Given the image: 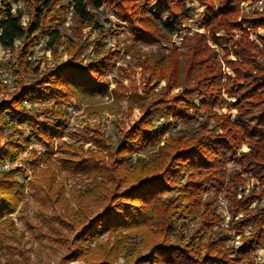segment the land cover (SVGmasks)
I'll return each mask as SVG.
<instances>
[{"label":"trees","instance_id":"trees-1","mask_svg":"<svg viewBox=\"0 0 264 264\" xmlns=\"http://www.w3.org/2000/svg\"><path fill=\"white\" fill-rule=\"evenodd\" d=\"M17 1L0 0V45L12 51L17 40L23 43L17 66L12 68L13 74L21 75L18 88L0 103V141L6 133L10 135L0 143V162L16 158L35 139L44 152L31 150L34 173L43 163L46 169L41 166L40 172L54 173L51 155L62 152L71 156L59 158L68 171L92 175L87 186L71 192L76 208L64 196L62 185L53 199L49 179L32 181L40 211L55 212L48 222H58L74 233L76 246L64 259L86 264H260L257 253L264 250V49L248 39L229 38L240 26L234 18L245 0H29L27 25L22 22L25 13L14 9ZM194 1L205 5L200 27L206 34L185 36L182 50L174 48L163 57L140 58L138 65L147 75L143 92L134 89L132 96L122 94L129 100L130 112L136 104L142 116L121 130L116 142L99 128H91L95 150L85 152L65 143L56 147L57 138L66 132L72 99L97 103L95 96L107 90L104 77L123 52L104 49L107 33L117 35L123 29L118 26L114 33L105 28L97 12L111 6L129 25L134 42L159 45L169 43L182 30L183 22L192 16L189 3ZM153 6L156 9L151 12ZM67 9L73 12L79 41L91 45L100 40L88 63L80 56L82 45L59 29ZM244 21L248 27H264V18ZM86 27L98 31L94 42H85ZM220 30L227 36H218ZM40 36L47 38L46 47L54 58L59 57L65 39L69 60L57 61L41 73L31 68L27 58ZM230 41L237 60L225 59L235 76L223 71L209 45L221 47ZM160 80L166 86L156 92L150 84ZM35 103L43 106L35 108ZM221 108L236 110V119L231 113L220 115ZM201 112L206 117L199 120ZM164 119L167 125L160 130L154 123ZM22 127L31 135L24 137ZM243 144L248 151L242 152ZM231 160L234 167L229 169ZM22 171H0L2 245L14 229L10 214L26 197L17 178ZM247 184H251L248 191ZM210 191L224 195L228 221L204 199ZM58 205L64 213H57Z\"/></svg>","mask_w":264,"mask_h":264},{"label":"rangeland","instance_id":"rangeland-1","mask_svg":"<svg viewBox=\"0 0 264 264\" xmlns=\"http://www.w3.org/2000/svg\"><path fill=\"white\" fill-rule=\"evenodd\" d=\"M29 0H18L14 4V9L20 8L25 14L22 18L24 25H27L29 21L27 12V2ZM189 6L193 9L190 19L183 22L182 30L174 35L169 43L166 44H154L143 45L133 41L131 36V29L129 25L119 18L117 10H114L111 6H103L97 13L98 19L105 28H111L112 32L116 33L118 26L123 31L119 34H110L104 37V49L116 51L118 48L122 50L121 57L114 62L115 67L111 69L104 77L107 90L104 93H98L95 97L97 103L85 104L72 99L73 105L68 108L71 113L67 122L66 132L62 137L57 138L56 147L65 143L68 146H78L83 150H95L96 146L90 140V137L94 135L91 128H99L103 134L111 136L112 140L116 142V136L121 130L129 129L141 116L142 110L136 104L134 105L132 112H130L129 100L123 99V96H132L134 89L136 92L142 93L145 86V75L142 68L138 65L139 59L144 58L146 55H155L163 57L164 54L172 49L182 50L184 37L192 35L194 33L206 34L205 29L200 27V19L203 18L205 13V5L194 1L189 3ZM59 8V6H57ZM156 6L151 7V12L155 11ZM264 18V0H245L239 5V14L234 18L239 23L238 28H234L230 33L232 35L229 38L234 41L242 38L255 42L260 48L264 49V27H248L244 19L250 17ZM64 23L59 27L61 33L64 36L69 37L73 43L82 45L80 56L86 63L90 61V58L94 57L97 51V43L86 45L79 41L76 32V23L73 18V12L71 9H67L64 14ZM85 42H94L99 37L98 31H92L91 28L86 27L83 29ZM228 32L220 30L218 36H227ZM47 38L40 36L34 51L30 54L27 60L30 62V67L38 72H43L47 67H53L57 61L60 62L69 60V53L64 51L66 44L65 39L62 40V46L58 49V58H54L52 51L47 49ZM233 41L223 46H217L212 42L209 45L217 53V57L220 59L221 67L225 73L231 76H235L234 71L226 63L228 60H237L235 55V49L233 47ZM23 45L21 40H17L15 43L16 50H7L0 48V103L7 100L8 95L13 93L18 87L19 74H13L12 68L17 66L18 50ZM56 60V61H55ZM17 70V69H16ZM150 86H155V91L158 92L166 86L165 80L158 82H151ZM118 90V95L115 91ZM178 92L174 90L173 93ZM124 94V95H122ZM234 100V99H228ZM199 103V101H197ZM40 105V104H39ZM35 103L33 106L37 108L39 106ZM43 106V105H40ZM218 113L227 114L231 113L233 119H236L237 111H228L227 108H221L217 110ZM199 120L206 117L204 112L197 115ZM158 129L165 128L167 125V119L154 123ZM180 128V127H179ZM24 130L22 135L28 137L31 135L30 130L27 127H22ZM175 129L171 128V134H174ZM6 133V137L2 138L0 143L4 144L9 138ZM11 137H13L11 135ZM168 136L166 135L160 145L165 143ZM31 150L36 151L38 154L44 152V147L38 143L35 139L32 140L28 150H22L16 158H8L4 162H0V171H11L22 169L23 171L18 174V180L24 185V191L26 194L25 199L20 203L18 209L10 214V219L14 224L13 231L9 232V236L6 237L7 243L5 245L0 244V264H86L83 260L68 261L65 260L72 252V249L76 246L73 242V235L70 234L68 228H65L58 222H48V218L55 212L50 210L47 215L40 211L41 203L35 198L32 191V181L34 179H49L47 184H51L53 196L56 198V193L61 189V185L64 190V196L70 201V205L76 208L75 202L72 200L71 192L76 189H83L92 180V175H76L73 172L68 171L65 163L60 160L61 156H70L69 154H63L62 152H56L51 155L52 160L56 163L54 173L40 172V169H46L45 165L41 164L40 169H37L34 173V169L31 166ZM249 148L246 144L242 145V152L248 151ZM141 154L140 156H142ZM71 157V156H70ZM107 162V161H106ZM234 167V162H229V169ZM45 186V185H44ZM251 187V184H247L246 191ZM55 193V195H54ZM204 199L212 202L218 207V211L226 217V221L229 220V214L227 209V201L223 194H216L210 191L204 196ZM57 213H64V209L59 205L55 207ZM54 228V229H53ZM239 238L236 239V244H239ZM258 263H264V250L261 249L257 253Z\"/></svg>","mask_w":264,"mask_h":264},{"label":"built area","instance_id":"built-area-1","mask_svg":"<svg viewBox=\"0 0 264 264\" xmlns=\"http://www.w3.org/2000/svg\"><path fill=\"white\" fill-rule=\"evenodd\" d=\"M0 48H3V47L0 45Z\"/></svg>","mask_w":264,"mask_h":264}]
</instances>
